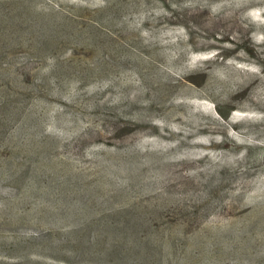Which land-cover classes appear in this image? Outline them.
Returning a JSON list of instances; mask_svg holds the SVG:
<instances>
[{
  "label": "rangeland",
  "instance_id": "374dc122",
  "mask_svg": "<svg viewBox=\"0 0 264 264\" xmlns=\"http://www.w3.org/2000/svg\"><path fill=\"white\" fill-rule=\"evenodd\" d=\"M5 16L37 30L20 46L0 35L15 65L33 52L32 76L56 61L71 76L27 101L43 110L46 186L96 216L161 214L184 264H264V0H0ZM14 141L1 161L27 160ZM18 186L0 185V263L25 264L36 239L28 261L73 264L39 250L64 228L5 210Z\"/></svg>",
  "mask_w": 264,
  "mask_h": 264
},
{
  "label": "trees",
  "instance_id": "16d2710c",
  "mask_svg": "<svg viewBox=\"0 0 264 264\" xmlns=\"http://www.w3.org/2000/svg\"><path fill=\"white\" fill-rule=\"evenodd\" d=\"M10 20L8 16H5L0 21L1 36L9 35L12 42L18 46L22 45L20 43L24 40L23 37L27 43L29 40L34 41L36 27L30 28L31 24H28V28H21V33L20 30L12 27ZM0 45L6 51L7 43ZM21 60V65H15L5 52L0 51V140L7 147H10L12 143L15 144V141L13 142L15 138L18 140L20 147L16 151L15 158L19 159L28 149L31 151L26 153L27 160L22 163L0 160V185L8 182L19 185V191L14 200L20 205L3 204L5 210L15 208L14 211L17 210L24 221H28L30 215L26 213L27 206L34 205L31 212L32 218L41 229L61 231L64 228L54 237L44 239L43 246L39 250L62 257L68 263L176 264L177 261H182L184 264L183 261L186 258H182L176 240L159 230V223L163 220L161 214L157 212L141 214L129 210L96 216L86 207L82 196L76 194V197L68 198L66 191L56 194L53 192L54 187L49 184L46 186L39 173L49 170L47 153L42 151V146L39 145V138L41 139L43 135L41 127L43 110L39 105L35 106L34 110H28L27 101L34 93L43 94L51 90L52 93L60 94L67 83L65 80L68 81L71 76L68 77L70 74L60 67L59 61H56L53 69L47 74L34 77L31 75L30 65L37 60L36 53L32 52ZM13 127H15V133L9 139L8 133ZM35 157L42 158L44 161L37 163ZM32 167L37 173L30 178L27 173ZM61 178H64L65 187L82 186L80 180L70 181L63 175ZM27 181L29 184L25 183ZM131 183V180H127L126 186L131 188ZM129 191L128 193H132V189ZM115 192L99 201L111 200ZM183 231L181 232L184 233ZM35 240L31 239L30 245L21 246L18 262L21 260L25 264H41L37 261H28L30 251L36 248L32 244ZM26 252L28 256H22ZM209 262L217 263L214 258H211Z\"/></svg>",
  "mask_w": 264,
  "mask_h": 264
}]
</instances>
